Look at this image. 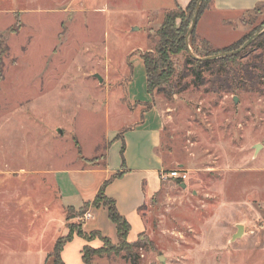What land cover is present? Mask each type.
I'll use <instances>...</instances> for the list:
<instances>
[{"label": "rangeland", "instance_id": "obj_1", "mask_svg": "<svg viewBox=\"0 0 264 264\" xmlns=\"http://www.w3.org/2000/svg\"><path fill=\"white\" fill-rule=\"evenodd\" d=\"M144 10L141 0H0V264H47L67 224L118 244L104 207L88 209L87 221L67 219L68 182L61 187L55 172L103 166L105 156L110 169L121 165L112 132L149 107L150 120L160 110L167 119L158 152L165 168L181 165L187 179L185 188L161 181L129 251L139 264H264V79L252 93L188 85L170 97L149 94L140 54L153 47L157 23H143ZM232 25L215 47L264 30V11ZM259 42L242 58L264 57ZM238 225L244 235L231 240ZM124 253L91 264H130Z\"/></svg>", "mask_w": 264, "mask_h": 264}, {"label": "trees", "instance_id": "obj_2", "mask_svg": "<svg viewBox=\"0 0 264 264\" xmlns=\"http://www.w3.org/2000/svg\"><path fill=\"white\" fill-rule=\"evenodd\" d=\"M197 1L190 0L184 9L175 7L174 9L166 10L158 28L155 31L148 32V37L154 40L153 47L151 50L140 54L144 67L147 92L151 95L155 92L170 97L185 90L188 85L195 88L204 87L206 92L212 94H235L242 91L259 92L261 90V81L264 79V57L262 54L253 53L246 58H242L243 54L247 52L244 49L235 55L209 60H197L189 56L185 46V36ZM211 2L212 0H203L201 2L195 26L188 42L191 52L197 58L215 57L235 51L251 37L244 36L221 49H215L208 41L200 39L196 35L195 27L204 11L210 9ZM261 40L264 43V33L249 46H256ZM196 42H199L200 47L195 45ZM188 77L190 79L189 84H182L183 79ZM114 139L121 141V168L123 171L124 143L121 133ZM77 157L91 166L94 165L95 160L84 159L81 156L80 149H77ZM122 175L123 172H117L107 179L99 188L94 199L91 202L84 203L76 212L72 207L65 208L66 213H69L67 219L76 216L83 217L90 208H106L108 220L115 226L118 244L113 249H110L108 248L110 247L109 238L101 236L99 232L93 231L86 235L81 225L67 224V235L60 236L55 240L46 261L47 264H64L61 260V252L74 235L86 241L98 238L103 243V246L98 249L88 246L83 247L81 259L85 264H91L95 257L109 259L111 253L117 254L120 250L125 252L123 258L128 260L130 264H139L137 255L129 251L137 247L135 246L136 243L127 241L130 225L117 212L114 201L107 198L104 193L105 187ZM175 182L178 185L182 183L178 180H175Z\"/></svg>", "mask_w": 264, "mask_h": 264}, {"label": "crops", "instance_id": "obj_3", "mask_svg": "<svg viewBox=\"0 0 264 264\" xmlns=\"http://www.w3.org/2000/svg\"><path fill=\"white\" fill-rule=\"evenodd\" d=\"M141 2L145 7L143 23L153 20L157 23L155 28H158L166 10L175 7L184 9L190 0H141ZM58 5H63V3ZM259 7L264 11V0H212L210 9L204 11L196 24V35L200 39L208 41L215 49L229 46L237 39L228 45L215 47L214 42L217 40V35L236 31L237 29L232 24L243 14ZM159 15H161L160 19ZM151 108L148 109L154 111V108ZM149 110L141 112L137 118L132 115L134 123L123 128L121 132H112L111 136L121 133L124 143L123 171L120 164L118 167L110 169L105 156L103 166L79 168L74 171L60 169L55 172L57 182H62L61 187H63V183H66L65 181L68 182L69 193L63 191L62 198L67 201V207H72L76 211L84 203L94 199L99 188L107 179L117 172H123L121 177L114 179L105 187L104 193L107 198L114 201L117 212L130 225L127 236L129 243L136 241L138 235L144 231L145 224L140 216V209L159 191L162 181L160 173L168 171L165 168L163 158L158 153L167 119L160 110V114L156 113L155 117L150 120ZM180 167L181 165H178L176 169L187 172ZM89 212V217L85 218L84 221L93 219L91 211ZM65 223L67 224V221L63 222V226ZM243 235L244 229L240 238L237 239H241ZM86 246L98 249L101 248V241L94 239L88 242L74 235L61 252L62 262L64 264H84L81 259V251Z\"/></svg>", "mask_w": 264, "mask_h": 264}, {"label": "water", "instance_id": "obj_4", "mask_svg": "<svg viewBox=\"0 0 264 264\" xmlns=\"http://www.w3.org/2000/svg\"><path fill=\"white\" fill-rule=\"evenodd\" d=\"M203 0H198L196 5H195V8L192 12V16H191V21H190V25L188 27V30H187V33H186V36H185V46H186V50L189 54L190 57L194 58V59H197V60H209V59H216V58H219V57H223V56H229V55H235L237 53H239L240 51L244 50L245 48H247L255 39L256 37H258V35H260L264 30L260 31L259 33L253 35L250 39H248L242 46H240L238 49H236L235 51H232V52H229V53H226V54H222V55H219V56H215V57H206V58H197L190 50V47H189V38H190V35L194 29V26H195V22H196V18H197V14H198V11H199V7H200V4ZM96 77H98L96 75ZM233 101L236 103L237 102V98H234ZM255 149V152L259 149V145H256L254 147ZM181 188H185V184H181L180 185ZM236 234L232 237V240H235L237 238H240V236L242 235L243 233V227L238 225L236 227ZM160 262H163V260L161 259L160 257Z\"/></svg>", "mask_w": 264, "mask_h": 264}, {"label": "built area", "instance_id": "obj_5", "mask_svg": "<svg viewBox=\"0 0 264 264\" xmlns=\"http://www.w3.org/2000/svg\"><path fill=\"white\" fill-rule=\"evenodd\" d=\"M160 179H173L184 182L187 179L186 172L181 169L168 170L160 173ZM89 214H85V218H88Z\"/></svg>", "mask_w": 264, "mask_h": 264}]
</instances>
